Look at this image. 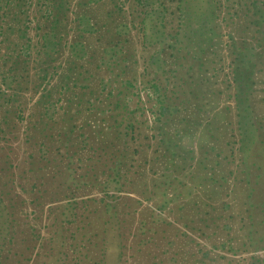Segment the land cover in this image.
<instances>
[{
    "label": "rangeland",
    "instance_id": "1",
    "mask_svg": "<svg viewBox=\"0 0 264 264\" xmlns=\"http://www.w3.org/2000/svg\"><path fill=\"white\" fill-rule=\"evenodd\" d=\"M0 264H264V0H0Z\"/></svg>",
    "mask_w": 264,
    "mask_h": 264
}]
</instances>
